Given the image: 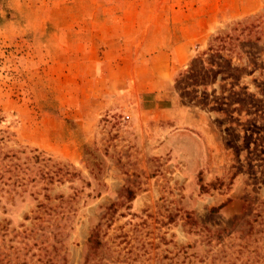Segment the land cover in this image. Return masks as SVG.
<instances>
[{
  "label": "rangeland",
  "instance_id": "1",
  "mask_svg": "<svg viewBox=\"0 0 264 264\" xmlns=\"http://www.w3.org/2000/svg\"><path fill=\"white\" fill-rule=\"evenodd\" d=\"M0 264H264V0H0Z\"/></svg>",
  "mask_w": 264,
  "mask_h": 264
},
{
  "label": "crops",
  "instance_id": "2",
  "mask_svg": "<svg viewBox=\"0 0 264 264\" xmlns=\"http://www.w3.org/2000/svg\"><path fill=\"white\" fill-rule=\"evenodd\" d=\"M182 47H183V51L182 54H178L176 53V55L173 57V60L171 59L170 55L167 53V51H164V50H160L159 53L156 55V59H160L157 61V63L155 64V66L158 68V66L160 67L159 69H161V73H156L153 77V81L150 83V84H158V87L156 89L158 90H164V91H169V87H167V82H169L171 80V73L174 69V67H181V66H184L185 63L188 61V51H187V48H185V45L184 43H182ZM172 70V71H171ZM164 75L165 77H163L162 79H158V78H155V76L157 75ZM108 82H110L111 80L110 79H107ZM162 82H164V85L165 87H163L161 84ZM161 85V86H159ZM156 90L155 88L151 87L150 85H148V89L147 88H144V90ZM152 92V91H151ZM167 95V93H165ZM140 105V103H139ZM178 108H176L175 106V103L174 104H171L170 106L166 107V108H162L160 110H158V114L161 116L162 120H165L166 123H171L168 127L172 128L170 129L173 130L175 129L178 125V122H177V118L178 117V111H177ZM157 113V112H156ZM179 118V117H178ZM152 120L155 122V123H158L160 120L157 119L156 117H150V118H147V114L144 113V117H143V121L144 123L149 126V124L152 123ZM181 119H179L180 121ZM177 123V124H175Z\"/></svg>",
  "mask_w": 264,
  "mask_h": 264
},
{
  "label": "trees",
  "instance_id": "3",
  "mask_svg": "<svg viewBox=\"0 0 264 264\" xmlns=\"http://www.w3.org/2000/svg\"><path fill=\"white\" fill-rule=\"evenodd\" d=\"M216 39H217V38H216ZM98 237H99L98 230L92 232V234H91L90 237H89V242L97 244L98 241H99V240H98Z\"/></svg>",
  "mask_w": 264,
  "mask_h": 264
}]
</instances>
